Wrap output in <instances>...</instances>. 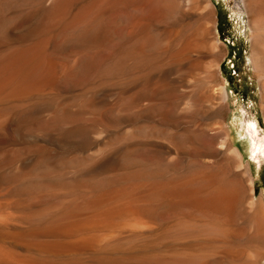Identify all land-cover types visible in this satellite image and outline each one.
<instances>
[{
  "label": "rangeland",
  "instance_id": "1",
  "mask_svg": "<svg viewBox=\"0 0 264 264\" xmlns=\"http://www.w3.org/2000/svg\"><path fill=\"white\" fill-rule=\"evenodd\" d=\"M167 2L69 0L71 5L68 4V9L66 0H28L26 3L0 0L1 67L14 56V52L31 51L30 49L37 47L40 52H44L45 55L41 52L42 57L45 56L43 58L47 62L51 59L53 69L56 68L55 71L52 70V77L49 76L52 79L48 77L44 82L45 86L43 84L35 89L37 92L33 90L26 96L0 94V264H34L46 261L45 254L36 247L39 242L52 238L43 235L32 238L28 235H32L37 229L45 230L63 222L68 217L67 212L84 207L90 199L88 196L91 195L92 198L96 195L86 187L71 184L67 186V183L72 182L74 174L65 171L52 174L55 182L57 179L54 186L34 191L27 186L24 190L15 188L17 184L13 180L16 175L27 174L35 163L38 165L62 157L65 151L96 158L90 166L81 165V168L78 166L75 170L78 176H82L84 185L92 184L93 181L96 182L94 184H99L103 181L101 179H106L112 173H120V168L127 166L126 170L129 165V172L140 169L145 171L144 168H147V173L150 174L153 173V167L157 168L154 172L163 168L164 171L168 167L166 176L165 171L160 170L155 175H162L160 178L147 174L145 180L151 181L152 185L162 178L167 180L175 172L177 176L187 168L194 171L201 167L205 171H212V174L227 172L229 179L239 191H243L240 193L245 198L242 204H238L240 207H237L236 213L240 215L237 216L240 224L248 226V235L242 240H235V243L238 242L236 244L232 242L235 247L230 245L232 239H228V242L231 241L224 244V247L225 239L213 235L214 228L221 224L216 218L197 215L205 223L198 221L196 216L193 220H183L177 212L164 209L165 211L161 210L162 214L159 212L161 216H156V221L149 219L155 222L154 226L150 221L148 224L151 225L147 224L148 218L143 217L142 220L141 216L136 218L133 215L134 217H124L126 220L120 218L112 228L100 227L80 233L81 236L76 234L75 237H70L71 240H78L87 235L96 240L90 255L83 256V260L87 261L91 255L96 254H115L123 264H185L201 256V253L205 254L206 250V255H209L214 251L219 252L216 247L226 248L230 245L234 249L231 250L230 247L227 251L233 257L240 258H227L230 264H237L238 261L240 264H264V248L261 247L264 241L261 244L262 241L258 240L261 251L256 245L258 241L253 237L251 209L246 212L247 219L241 220L246 218L242 209L244 202L247 209L252 202H261L264 210V0ZM169 4L173 8L172 12L170 8L167 10ZM81 8L90 12L84 11L85 17L80 25L67 30V23L75 13L82 12ZM64 11L67 13L64 14ZM154 14L158 16L152 19ZM89 21L98 43L87 46L89 49L85 52L86 47H80L76 39L83 31H87L86 23H90ZM61 28L70 37L76 32L69 47L61 39L65 35L63 32L59 33ZM160 37L163 41H159ZM149 38L151 40H147ZM51 40L53 41L50 42ZM44 42L47 46H43ZM144 46L147 50L150 49L147 51ZM26 47L31 48L27 50ZM43 47H46L45 51ZM40 73L35 76L43 75ZM68 103L75 107L78 105V108H89L90 112L80 122L57 116L63 105ZM91 104H96L95 113L89 107ZM109 153H112L109 164H99ZM126 159L129 163H126ZM170 165L176 168L170 169ZM110 166L113 172L109 174ZM183 169L185 170L182 171ZM43 170L25 178H42ZM160 172L163 174L160 175ZM147 181L142 182V187ZM121 199H116L111 204L122 203ZM246 201L249 202L246 204ZM176 218L182 220L177 221ZM80 219L84 221L85 216ZM187 224L199 227H189ZM32 227L36 231L33 232ZM158 227H161L160 230ZM162 229H165V234ZM148 231L149 234L146 233ZM23 233L27 234L25 238L18 239L21 234L24 236ZM200 237L203 240L211 238V243L207 244L211 246L210 249L203 245L193 249L187 243H182L184 239L186 242L191 238L196 241ZM27 238L30 239L27 241ZM146 240H150L148 244ZM177 240L188 250L183 249L182 244L178 248L176 244L180 242L176 243ZM250 240L256 242L254 247ZM173 242L176 243L175 247H172ZM247 244L252 248L246 247ZM181 247L183 251L180 250ZM203 247V252L195 251ZM236 247H242L243 250ZM255 247H259L258 251L253 250L256 256L251 252ZM235 248L241 250L243 257H240V252ZM247 248L251 259L247 258L248 250H244ZM172 250L176 254L179 251L180 254L187 252V257L192 256L187 258L179 253L176 256ZM192 251L197 254H192ZM256 251L262 255H258ZM148 253L152 256L149 257ZM160 254L167 256L166 258L171 254L174 256L165 260V256L158 257Z\"/></svg>",
  "mask_w": 264,
  "mask_h": 264
},
{
  "label": "bare ground",
  "instance_id": "2",
  "mask_svg": "<svg viewBox=\"0 0 264 264\" xmlns=\"http://www.w3.org/2000/svg\"><path fill=\"white\" fill-rule=\"evenodd\" d=\"M15 1L26 3L28 0H15ZM94 2H95V0H94ZM96 2H98V1H96ZM120 2H121V0H120ZM166 2H167V0H166ZM173 2H176V0H173ZM101 3H103V2H101ZM30 4H32V3H30ZM65 4H66V7L68 8L69 0H66ZM94 4H96V3H94ZM69 5H71V4H69ZM56 6L59 7L60 5H56ZM82 6H85V5L83 4ZM155 6H153V7H155ZM173 6H175V4ZM79 8H78V10L80 11ZM88 8H90V7H88ZM169 8H170V4H169V7L167 5V10H169ZM172 9L170 10L171 12H172ZM163 10L164 9H162V11ZM81 11L82 12H79V13L77 12L78 14L75 13L76 15L74 14L72 18H71L70 14H69L71 19L69 20V22L67 23V25L65 27L67 30L68 29L71 30L73 27H75L79 23H81L82 20H84V17H85L84 16V11H86L87 13L90 12L89 10H86V9L85 10L82 9ZM152 12H154V11H152ZM171 12H169V13H171ZM66 13L67 12L64 11V14H66ZM157 14H158V12H157ZM149 15H151V14H149ZM158 15H156V16H158ZM69 16H68V19H69ZM152 16H155V14L152 15ZM156 16L153 17L152 19L156 18ZM160 16H161V14H160ZM96 17L98 18V16H96ZM96 20H99V19H96ZM90 21H92V19ZM141 21H143V20H141ZM144 21H146V19ZM95 22L97 23V25H99V22H97V21H95ZM83 24H85V23H83ZM86 24H88V25H86L88 27V28L86 27L87 31H83L77 37L78 40L76 39V41L78 42V45L80 47H83V48L86 47V50L84 49L85 52L87 51V48H88L87 46H89V45L91 46L93 44L98 43L97 39L95 38L94 33H92V28H91L92 27V23L90 22V23H86ZM57 29H58V27H57ZM103 31H104V28H103ZM60 32H63L62 28H61V31L59 30V33ZM75 33L73 35L74 37H75ZM61 34H59V36ZM64 34L66 36L62 35L64 38L62 37L61 39H62L64 45L66 44V46L69 47L68 44L72 43L74 37L73 36H71V37L67 36L66 33H64ZM55 36L58 37L57 35H55ZM146 36L148 37V35H146ZM151 37L153 38V36H151ZM163 37H165V36H163ZM166 37H168V36H166ZM155 38L156 37H154L153 39H155ZM56 39H55V41H56ZM59 40H60V37H59ZM147 40H151V38H149ZM161 40L163 41V39L160 37L159 41H161ZM52 41L53 40H51L50 42H52ZM156 41L158 42V40H156ZM60 42H61V40H60ZM154 42L155 41L153 40V43ZM57 44H55V45H57ZM75 44H77V43H75ZM101 44H103V42ZM142 44L144 45L145 43L143 42ZM78 45H75V46H78ZM43 46H47V44L45 43V45H43ZM142 46H140V47H142ZM168 46H170V45H168ZM73 47H71V48H73ZM156 47H157V45H156ZM30 48L31 47L27 48V50H29ZM45 48L43 47L42 49L44 50ZM144 48H145V46H144ZM144 48H142V50H144ZM30 50L31 51H26L25 50L26 52H21V53H17L16 52L17 54H15V52H14L13 53L14 56L12 58H10L8 61H5V62L3 60L2 62H4V64L1 62V64H3V65H2V67L0 65V67H1V69H0V94L9 93V94H14V95H25L26 96L31 91L33 92V90H35L36 88L42 86L44 84V82L48 79V77L50 75H52L51 74L52 70L55 71L56 68L54 67L55 69H53V67H52V65H53V62H51L52 60L50 59L51 60L50 61L48 59V61L50 62L49 63V62H47V60H45L43 58L45 56L42 57V54H44V52L41 51L42 52V54H41L40 49L39 48L37 49V47H36V49H30ZM80 50H81V48H80ZM18 52H20V51H18ZM77 53H79V51ZM171 55H173V54H170V56ZM46 59H47V57H46ZM94 61L96 62V60H94ZM39 71H41V73H43V75ZM36 73L37 74L40 73L41 75H39V77H36L35 76ZM54 74H55V72H54ZM50 77H52V76H50ZM50 79H52V78H50ZM51 83L52 82H50V84ZM45 85L46 84H44V86ZM35 91L37 92V90H35ZM68 104H64L63 105V107L61 108L62 109L61 112L59 111L60 113L57 114V116L59 115V116H62L64 118H66V119L67 118L71 119L74 122H80L90 112L88 107H87L88 109L82 108V107L78 108L77 107L78 105L75 107L74 104H72V105H70V104L68 105ZM89 107L94 110V113L97 111L96 104H91ZM92 109H90V110H92ZM251 124H253V123L251 122ZM73 131L76 132L75 134H77L76 130L73 129ZM78 134H80V133H78ZM111 148H113V147H111ZM109 152H111V151H109ZM114 154H115V152H114ZM128 157H130V156H128ZM111 158H112V153L110 155H106V157L103 158L101 160V162H99V164H104V166H106L107 163L109 164ZM45 161H46V159H45ZM94 161H96V158L91 156V155L80 156L77 153H74L72 151L71 152L69 151L68 153H66V151H65V155H62V157H58L57 159L55 158L53 161L51 160L49 162L48 161L42 162V163H40L38 165H36V163H35V165L33 164V167L29 170V172L27 174L25 173L23 175V173H21V174H18V175L15 176V179L13 180V182H14V184H17L15 186V188L17 190L18 189L19 190L20 189L24 190L25 187L27 186V188L29 190L34 191L36 189H41V188L46 187V186H49V187L50 186H54V184L57 182V179H56V182H55L54 181L55 178L52 177V174H54V173H63L64 171L66 173L72 172L71 174L72 175L74 174V178L72 179V182H70V183L66 182L68 184L67 186H69L71 184L72 186H81V188L82 187H86L87 189L91 190L94 194L96 193V195L93 194L94 196L92 198L90 197L91 195L89 194L90 196H88V197L90 199L87 198L88 200L83 205L84 207H82V205H81L80 207H82V208H78L76 210L72 209L73 211H71L70 213L67 212L68 213L67 214L68 217L63 222L61 221L60 223L55 224V225H53V226H51L49 228H46L45 230L41 229V231L38 230V229H37V231L33 230V227H32V231L33 232L36 231V232H34L33 234L30 233L32 235H28V236H31L32 238H36V237L40 238V236L43 235V236H46L48 238H52V240L42 241V242L38 243V245H37L38 247H36V249H39L40 252L44 253L45 254L44 256H46L47 259L44 262L40 261V262L34 263V264H123L122 261L118 257H116L115 254H110V255L96 254V255H91V257L87 261L83 260L82 259L83 256L90 255V250L97 243L96 240L94 238H92V237H88L87 235H86L87 237L83 235L84 237H82V238H80L78 240H74V239L71 240L70 237L73 238V237H75L74 235H76V234L79 235L80 233L83 234V233L88 232V231L90 232V231H93L94 229L100 228V227H102V228L103 227H106V228L107 227H111L112 228V227H114L116 225V224H114V222H116L120 218L121 219L123 218L122 220H126V219H124V217H126V216H128V218L133 216V215L137 216L136 218L141 216L142 220H143V217H146V218H148V220L145 219V218L144 219L147 220V224H148V222L150 220H154L156 218V216L162 214L161 210H164V209H167L169 212H170V210H171V212L172 211L177 212L179 214V216L181 215L180 218H182L183 220H186V219L190 220L189 218H191V220H193L192 218L194 216L197 217V215H206V216H211V217L216 218L217 219L216 221L219 220L220 221L219 223H221V224L218 223L220 226H218L217 228L213 227L214 228L213 235L215 237H219V238H222L223 240L224 239L226 240V241L225 240L223 241L222 239L220 240V241L226 242V243H223V246H224V244H228L231 241L230 240L228 242L227 241L228 239H232L233 241H231L230 245H232V244L234 245V243H235L234 241L235 240H239V239L242 240L243 237H247V235H248V226L240 224L239 219L237 218V216L239 214L236 213L237 207L239 206L238 204H240L241 202L243 203V201L245 200V198L242 195V193H240V192H243V191H239L238 190L239 188L236 187L235 184L233 183V181H231L229 179V176H227V174H226L227 172H224L222 169H220V170H222L223 172H221L220 174H212L211 173L212 171L208 172V171H205L204 169H202L201 167H197V166L196 167L198 168L197 169L198 171L197 170L192 171V169H191L192 166H190L191 170H189V168H187V170H189V171H187V170L184 171L185 169H183L182 171H184V173H182V172L178 173L177 176H175V174H177L176 172H175V174L172 173L173 175H171V176L169 175L170 178H168L167 180L166 179L162 180L163 179L162 178V179H160L161 181L159 180L157 183H153L154 185H152L150 183L151 181L148 182L147 180H145V177L148 176L147 174H150V173H147V172H149V170L147 168L146 169L144 168L145 171H142V169H140L138 171L129 172L127 170L129 168V166H130L129 165L126 170H125V168L127 166L126 167L124 166L125 168H120L119 169L121 171L120 173L119 172L112 173L113 175L111 174L106 179L104 178L105 180L101 179L103 181H101L99 184H94V183H96L95 181H93L94 179L89 177L90 179H93V180H91V181H93V183L84 185L85 183H83L84 181L82 180V176L81 175L78 176V172H76L75 170H76V168L78 169V166H79V168H81L80 167L81 165H84V166H88L89 165L90 166ZM127 161L128 160L126 159V163H129ZM192 163H193V161H192ZM135 164H136V162H135ZM169 164H170V162H169ZM126 165H128V164H126ZM139 165H141V164H139ZM144 165H145V163H144ZM191 165L194 166V164H191ZM98 166H100V165H98ZM170 166H171L170 169L174 170V168H172V167H175V166H173V165H170ZM223 167L221 166V168H223ZM130 168H132V167H130ZM42 169H44L43 170L44 172H41V173H43V174L45 173V176H43V174H42V178H40L38 176H37V178H33V177L25 178L27 175L39 173V170H42ZM132 169H134V168H132ZM154 169H157V168L153 167V169H151L153 173H151V174H154V176H155L159 172L160 169L158 168L159 169V170H157L158 172L157 171L154 172ZM163 169H161L160 171H163ZM167 169H168V167H167ZM170 169L168 170V172H170ZM166 170H164L165 171V176H166ZM217 170H219V169H217ZM22 172H25V171H22ZM111 172H113V171H112L111 166H110L108 173L110 174ZM172 172H174V171H172ZM96 173H97V169H96ZM159 174L161 175L163 173L160 172ZM85 177L88 178V176H85ZM85 177H83V178H85ZM102 177L103 176H101V178ZM155 177H159L160 178V177H162V175L161 176L157 175ZM95 179H98V178H95ZM147 179H148V177H147ZM156 179H158V178H156ZM233 179H235V178H233ZM153 180H154V177H153ZM15 181H16V183H15ZM143 181H147V182H145L146 185H144V187H142L143 186V183H142ZM88 183H91V182L89 181ZM148 184H151V185L148 186ZM241 184H242V182H241ZM240 189L242 190L243 188H240ZM244 190L246 191V189H244ZM88 193H90V192H88ZM119 198L120 199L122 198L121 199L123 201L122 203L116 204V203H118V202H116L115 204H111V202H113V201L115 202V200L119 199ZM250 200H251V198H250ZM248 202L249 201H246V204ZM244 204H245V202H244ZM244 204H243V208L242 209L244 210L245 214H246L247 210L249 211V209H251V213L250 212L249 213L251 215L250 218L252 219V226H253V231H254L253 232V237L255 238L254 240L255 241H258V240H261V241L263 240L264 241V210H263V207H262L263 204H261V202L258 203V204L256 202L255 203L252 202L248 209H247L246 206H244ZM242 209L240 208V210H242ZM238 210H239V208H238ZM159 212H160V214H159ZM163 213H166V212H163ZM241 214H242V212H241ZM173 215L176 216L175 213H173ZM182 215H184L187 218H184V216L182 217ZM84 216H85L86 221H85V219H84V221H82L80 219L81 217L84 218ZM88 216H89V219L87 218ZM247 217H248V214H246V218L242 217L243 219H241V218L240 219L243 221V220L247 219ZM180 218H178V219H180ZM176 219H174V220H176ZM178 219H177V221L182 220V219H180V220H178ZM197 219H198V217H197ZM197 219H195L194 221H197ZM200 220L201 219H198V221H200ZM203 220H201V221H203ZM155 221H156V219H155ZM177 221H175V223ZM204 221H203V223H205ZM206 221H208V220H206ZM150 222H152V221H150ZM153 222H152V224H153L152 226H154V223H155V222L154 223ZM121 223H124V222L122 221ZM173 223H174V221H173ZM210 223H212V222H210ZM148 225H151V223L148 224ZM187 225H190L189 227H191V226L195 227V228L199 227V226H196L194 224H187ZM118 227H119V225H118ZM41 228H42V226H41ZM111 228H109V229H111ZM153 228H156V227H153ZM158 228L155 229V230H158ZM160 228H159V230H160ZM207 228L210 229V226H208ZM139 230L141 231V228ZM149 231L146 232V233L149 234L151 232V231L150 232ZM162 231L165 234V229H162ZM141 232H139V233L141 234ZM153 232H154V229H153ZM158 232H160V231H158ZM20 233H22V232H20ZM143 233H144V231H143ZM23 234H24V236L21 234L20 238H18L19 236L16 237V238H18L20 240H21V237L25 238V235H27V234H25V233H23ZM82 234H80V236ZM161 234H162V232H161ZM164 234H162V235H164ZM141 235H144V234H141ZM161 236H160V238H162ZM144 237H145V235H144ZM206 238H208V237H206ZM29 239L30 238H27V241ZM191 239L190 240L187 239V242L184 241L185 240L184 239L182 241V243H187L186 245L189 246V248L190 247L193 248V247H196V246L200 247L202 245L204 247L205 246L209 247L210 245H207V244L211 243V242H209L210 241L209 239H211L210 237L208 239H205V240H203V238L201 239V237H200V239L196 238V241L195 240L193 241V239L192 240ZM254 240H252V241L250 240L252 242V245H253V246L251 245L252 247H254V245L256 244V242H254ZM148 241H150V240H148ZM148 241L146 240L145 242H147V244H148L149 243ZM190 241H192V242H190ZM214 241H215V239L212 242H214ZM220 241H218V242H220ZM263 241H262L261 244H263ZM232 242H234V243H232ZM253 242H254V244H253ZM176 243H179V244H176ZM176 243H175L176 246H178V248H180L179 245L182 244L181 241L177 240ZM220 243H222V242H220ZM236 243H238V242H236ZM243 243L245 244L246 242H243ZM259 243L260 242L258 241V244H256V245H258L260 247ZM151 244H149V245H151ZM164 244H162V245H164ZM173 244H174V242H173ZM175 244L172 247H175ZM204 244H206V245H204ZM239 244H241V242ZM249 244H251V243H249ZM154 245L156 246L155 243H154ZM167 245H168V243H166V246ZM230 245L227 246L228 249H227V247L224 248L225 246L221 248L220 247V246H222L221 244L219 246L221 249L216 247V246H214V247H216V249H219V252L218 251H214V253H212V254L208 253L209 255H206L207 254L206 251H208V250H206L204 252L205 254L201 253V254H199L201 256L197 257L194 260L191 259L192 261H189V263H185V264H226V263L230 264L229 261L226 260L227 258H229V259H231V258H234V259L235 258H239V257H233V254L231 252L227 251V250H230L229 249L230 247H231V250L234 249ZM182 246H183V249L185 248L186 251L188 250V248L185 247V245L182 244ZM151 247H152V245H151ZM207 247H205V248L207 249ZM210 247H209V249H210ZM233 247H235V245ZM246 247H250V246L247 244ZM252 247H250V248H252ZM256 247L253 248L251 250V252H253V250H255V249H257V251H258L259 247L258 248H256ZM261 247L264 248V244ZM158 248H160V247H158ZM203 248L202 249H198L197 248V249H195V251L196 250L197 251L200 250V252L201 251L203 252V250H205V248L204 249ZM223 248L226 249V250H224ZM236 248H238V249L241 248V250H243L242 247H236ZM236 248H235V250L237 251L238 249H236ZM180 250H182V247H181ZM220 250L222 252H220ZM241 250H238L240 252V254H241ZM244 250L246 251V250H248V248L244 249ZM179 251H177L179 253V255H185L187 257V255H186L187 252H185V254H180ZM257 251H256V253H257ZM261 251H262V248H261ZM144 252H146V251H144ZM167 252L168 251H166V253ZM215 252H217V253H215ZM248 252H249L248 253L249 255H247V254L246 255L248 256L247 258L249 259L252 256L250 255V250H248ZM149 253H148V255H149ZM172 253L174 255H176V256L178 254V253L177 254L174 253V251ZM191 253L192 254H197V252H194V251H192ZM259 253H257V254L258 255H260V254L262 255V253H260V254ZM150 255L152 256V254H150ZM150 255H149V257H151ZM154 255H155V253H154ZM174 255L171 254V256H169L168 258H172ZM242 255L243 254H241L240 257H243ZM160 256H162V255L161 254L158 255V257H160ZM164 256H162V257H164ZM191 256L192 255H190V257ZM255 256H256V254H255ZM162 257H160V258H162ZM166 257L167 256H165V258ZM190 257H187V258H190ZM145 258H146V256H145ZM168 258H166L165 260H167ZM247 258H246V262H247ZM252 259H254V258H252ZM137 260H138V258H137ZM237 260H235V261H237ZM239 260H240V258H239ZM130 263H132V262H130ZM238 263L240 264L239 261H238ZM181 264H184V263H181Z\"/></svg>",
  "mask_w": 264,
  "mask_h": 264
}]
</instances>
